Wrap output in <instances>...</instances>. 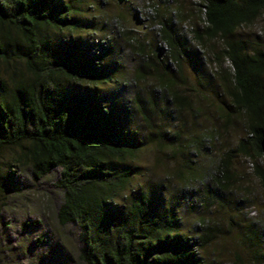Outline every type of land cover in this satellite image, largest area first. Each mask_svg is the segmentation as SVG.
<instances>
[{
	"label": "trees",
	"instance_id": "16d2710c",
	"mask_svg": "<svg viewBox=\"0 0 264 264\" xmlns=\"http://www.w3.org/2000/svg\"><path fill=\"white\" fill-rule=\"evenodd\" d=\"M153 4L160 7L158 0ZM198 7L204 27L192 29V40L175 26L180 8L167 10L165 17L158 9V34L169 47L168 60L181 74L186 61L204 87L210 75L207 62L220 70L227 61L231 64L229 94L247 137L208 174L215 182L208 190L224 205L223 194L235 178V152L249 154L252 149L254 175L264 188V45L236 38L264 14V0H201ZM71 12L64 0H0V193L8 191L21 168L29 169L35 180L60 169L54 184L61 194L57 218L61 225L79 227V256L86 264H217L203 250L213 241L220 243L233 228L222 230L206 218L199 222L201 233L187 235L181 229L183 217L159 201L157 190H140L124 206L116 202L118 192L129 189L139 175L128 163L140 155L144 143L130 137L120 122L123 114L113 115L94 92L114 78L102 67L103 53L66 47L57 54L61 43L54 46L45 35L50 29L72 30ZM130 41L146 53L142 39L132 36ZM158 48L155 58L162 59L163 48ZM157 75L155 89L184 105L186 98L173 90L175 79L165 70ZM84 84L86 89L79 88ZM143 106L141 112L150 116ZM263 242L264 231L249 226L238 243L250 260L262 264ZM234 258L235 264H247L238 251Z\"/></svg>",
	"mask_w": 264,
	"mask_h": 264
},
{
	"label": "rangeland",
	"instance_id": "374dc122",
	"mask_svg": "<svg viewBox=\"0 0 264 264\" xmlns=\"http://www.w3.org/2000/svg\"><path fill=\"white\" fill-rule=\"evenodd\" d=\"M153 1L64 0L72 7L74 28L50 29L45 35L54 40V46L61 43L54 50L57 54L66 47L79 53H103L102 67L114 78L94 92L113 115L123 114L120 122L130 137L143 140L140 155L128 163L139 175L129 189L118 192L116 202L124 206L140 190H157L159 201L172 205L183 217L181 229L185 234L201 233L199 222L206 218L222 230L233 228L223 233L220 243L213 241L203 250L210 261L235 264L234 253L238 251L245 255L247 264H256L245 253L246 247L238 243L249 226L264 231V188L254 175L252 149L249 154L235 152L231 158L235 178L223 194L224 205L208 190L215 183L208 174L213 173L219 159L236 150L247 137L229 94L233 85L231 64L227 61L220 70L207 62L210 75L206 87L199 84L186 61L181 74L168 60L169 47L159 38L161 24L156 13L159 9V16L165 17L167 10L180 8L182 16L175 17V26L192 40V29L204 27L198 11L201 0H158L160 7ZM132 36L148 45L146 53L130 41ZM236 38L251 46L264 45V14L251 27L240 29ZM160 46L161 61L155 58ZM164 70L175 79L173 90L186 98L184 105H177L167 91L155 89L157 74ZM79 88L86 89V85ZM142 106L150 116L141 112ZM262 158L263 163L264 155ZM59 175L57 169L35 180L29 169L21 168L8 191L0 193V264H86L79 256V227L61 225L57 218L56 202L61 194L54 184ZM163 207L158 205L160 210Z\"/></svg>",
	"mask_w": 264,
	"mask_h": 264
},
{
	"label": "water",
	"instance_id": "95a60500",
	"mask_svg": "<svg viewBox=\"0 0 264 264\" xmlns=\"http://www.w3.org/2000/svg\"><path fill=\"white\" fill-rule=\"evenodd\" d=\"M260 149L262 154L264 155V137H262L260 140Z\"/></svg>",
	"mask_w": 264,
	"mask_h": 264
}]
</instances>
